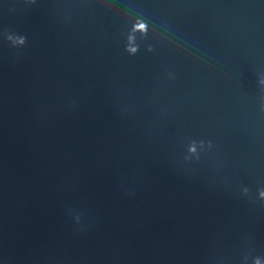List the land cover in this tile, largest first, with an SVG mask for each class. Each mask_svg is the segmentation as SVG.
<instances>
[{
    "label": "water",
    "instance_id": "water-1",
    "mask_svg": "<svg viewBox=\"0 0 264 264\" xmlns=\"http://www.w3.org/2000/svg\"><path fill=\"white\" fill-rule=\"evenodd\" d=\"M260 80L264 0H0V149L160 264H264Z\"/></svg>",
    "mask_w": 264,
    "mask_h": 264
},
{
    "label": "clouds",
    "instance_id": "clouds-1",
    "mask_svg": "<svg viewBox=\"0 0 264 264\" xmlns=\"http://www.w3.org/2000/svg\"><path fill=\"white\" fill-rule=\"evenodd\" d=\"M149 31V25L148 23L140 17H137L136 21L131 25V28L129 29L128 35H127V44L125 46L126 51L130 55H134L139 50V45L136 43L137 36L136 34H140V38L144 39L147 37ZM11 34V33H9ZM16 35V34H14ZM19 37L18 42L12 43L14 46H22L25 44L26 38L23 35H16ZM152 49V46L149 45V50ZM259 83H264V80H260ZM212 144L211 141L207 143V147L211 148ZM204 150L205 149V142L204 141H195L192 140L188 145V153L190 156H186L185 159H189L191 156H194L196 159H199V152L197 149ZM258 196L261 200H264V188H260L257 190ZM243 192L247 194L249 192L248 188H243ZM77 221L79 220V216L76 217ZM247 260V256L244 258ZM261 258L260 257H254L253 258V264H260Z\"/></svg>",
    "mask_w": 264,
    "mask_h": 264
}]
</instances>
